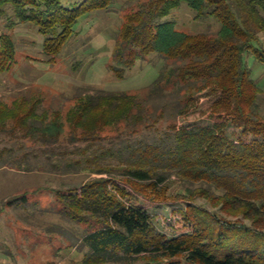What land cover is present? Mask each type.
<instances>
[{"label":"trees","instance_id":"trees-1","mask_svg":"<svg viewBox=\"0 0 264 264\" xmlns=\"http://www.w3.org/2000/svg\"><path fill=\"white\" fill-rule=\"evenodd\" d=\"M183 2L199 18L215 17L219 30L193 34L162 20ZM115 3L0 0V76L17 63L14 34L2 30L10 11L16 24L37 26L52 63L83 16ZM153 53L165 65L146 93L84 94L66 113L43 111L42 97L23 96L11 103L0 98V131L21 133L31 145L51 148L61 145L68 126L70 140L88 142L82 152L98 146L96 164L89 165V157L67 164L98 176L56 190L62 214L86 228L81 243L87 251L71 264H264V89L246 62L254 54L264 64V0H143L124 15L108 67L124 78ZM206 96L211 123L179 125V118L197 111ZM163 118L170 123L153 134ZM231 127L252 138L233 137ZM110 129L120 132L110 137ZM145 131V139L131 141ZM125 132L127 139L118 142ZM104 139L115 146L106 147ZM107 155H118L121 163H101ZM177 180L198 185L202 196L250 226L226 220L211 235L209 224L183 211L193 221L192 231L181 226L178 234L160 232L150 208L196 196L186 185L189 194L172 197Z\"/></svg>","mask_w":264,"mask_h":264},{"label":"rangeland","instance_id":"rangeland-1","mask_svg":"<svg viewBox=\"0 0 264 264\" xmlns=\"http://www.w3.org/2000/svg\"><path fill=\"white\" fill-rule=\"evenodd\" d=\"M141 1L116 0L109 10L83 16L75 26L74 36L52 63L47 61L44 54V37L38 32L37 26L16 24V16L10 11L9 19H5L7 25L4 24L2 30L14 34L17 63L0 76V98L11 103L23 96L42 97L43 111L61 110L66 113L74 106L77 98L84 94H95L103 90L146 93L165 65V60L158 54L153 53L147 59L139 60L124 78L118 77L108 67L124 15L137 9ZM162 20L174 21L179 29L193 34L215 33L220 28L215 17H197L196 11L187 2H183ZM246 62L252 70L253 78L264 89V64L254 54H250ZM152 102L161 103L160 100ZM210 104L208 96L201 98L198 110L180 117L179 125L210 124L211 120L206 117ZM168 123L170 121L166 118L159 120L153 134L165 131ZM66 128L67 133L61 145L51 148L33 146L21 133L0 131V264H71L81 260L87 251L81 243L86 233L85 226L62 214L56 190L98 176L87 169L67 167L70 160L86 157L92 161L89 165L96 164L98 146L82 152L88 142L70 140L67 135L70 128ZM228 131L233 137L252 138L242 135L241 130L234 127ZM108 132L110 137H116L120 131L110 129ZM146 134L148 131L133 136L131 141L145 139ZM125 138L126 132L119 137L118 142ZM103 143L108 148L115 146L108 139H104ZM117 149H120L119 145ZM53 150L56 153L63 150L64 154L55 157ZM100 162L118 164L121 159L118 155H107ZM186 185L196 191L193 200L171 198L150 208L160 232L178 234L181 226L185 231H192L193 221L209 224L207 227L213 229L211 235L221 231V223L226 220L250 226L249 220L229 215L221 210V205H214L202 196L198 192V185L177 180L171 187L172 197L187 194ZM183 211L193 221H189Z\"/></svg>","mask_w":264,"mask_h":264}]
</instances>
